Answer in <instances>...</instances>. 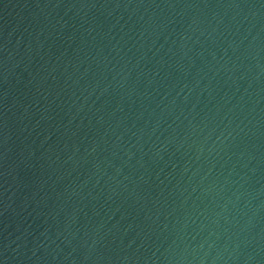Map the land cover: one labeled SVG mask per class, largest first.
<instances>
[{"label":"water","instance_id":"95a60500","mask_svg":"<svg viewBox=\"0 0 264 264\" xmlns=\"http://www.w3.org/2000/svg\"><path fill=\"white\" fill-rule=\"evenodd\" d=\"M0 264H264V0H0Z\"/></svg>","mask_w":264,"mask_h":264}]
</instances>
